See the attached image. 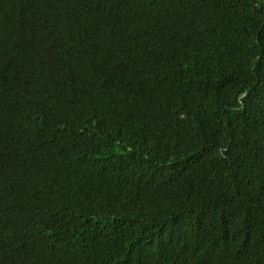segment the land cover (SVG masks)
I'll return each mask as SVG.
<instances>
[{"label":"trees","instance_id":"16d2710c","mask_svg":"<svg viewBox=\"0 0 264 264\" xmlns=\"http://www.w3.org/2000/svg\"><path fill=\"white\" fill-rule=\"evenodd\" d=\"M0 264H264V0H0Z\"/></svg>","mask_w":264,"mask_h":264}]
</instances>
